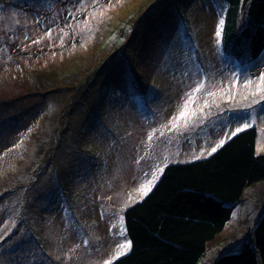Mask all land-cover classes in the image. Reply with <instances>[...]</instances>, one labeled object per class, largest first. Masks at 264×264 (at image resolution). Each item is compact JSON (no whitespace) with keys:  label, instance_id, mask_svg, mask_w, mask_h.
Instances as JSON below:
<instances>
[{"label":"rangeland","instance_id":"rangeland-1","mask_svg":"<svg viewBox=\"0 0 264 264\" xmlns=\"http://www.w3.org/2000/svg\"><path fill=\"white\" fill-rule=\"evenodd\" d=\"M175 2L0 0V264H110L167 165L264 128V49L226 50V0ZM263 209L260 180L198 264Z\"/></svg>","mask_w":264,"mask_h":264},{"label":"trees","instance_id":"trees-1","mask_svg":"<svg viewBox=\"0 0 264 264\" xmlns=\"http://www.w3.org/2000/svg\"><path fill=\"white\" fill-rule=\"evenodd\" d=\"M226 50L237 57L264 49V0H226ZM192 0H176L186 10ZM239 25V26H238ZM237 27H240L237 30ZM233 42V43H232ZM264 180V128L250 126L210 156L166 166L152 190L127 208L131 249L110 264H198L232 218L251 184ZM211 264H264V209L239 248Z\"/></svg>","mask_w":264,"mask_h":264},{"label":"snow or ice","instance_id":"snow-or-ice-1","mask_svg":"<svg viewBox=\"0 0 264 264\" xmlns=\"http://www.w3.org/2000/svg\"><path fill=\"white\" fill-rule=\"evenodd\" d=\"M219 23L222 25V24H223V20H220ZM220 35H221V30H220V28L218 27L217 32H216V36L219 37ZM260 79H261L262 81H264V74H261ZM245 126H246V125H245ZM242 130H243L242 128L237 127V128L235 129V131L231 133V135L234 136V135H236L238 132H240V131H242ZM225 142H226V140H221V141H220L215 147H213V148L211 149V152L209 153V155H211V153H214L215 151H217V149H218L219 147H221ZM196 158L198 159V158H200V157H196ZM159 171H160L161 174H162L163 169H159ZM157 179H158V177H157L155 174H153L152 177H151V181H156ZM151 181H150V184H151ZM147 190H150V188L147 189ZM145 194H146V192H145ZM125 231H126V230L121 229V230L118 232V235L124 236ZM130 247H131V241H127L126 244H121V248H129V249H130Z\"/></svg>","mask_w":264,"mask_h":264},{"label":"bare ground","instance_id":"bare-ground-1","mask_svg":"<svg viewBox=\"0 0 264 264\" xmlns=\"http://www.w3.org/2000/svg\"><path fill=\"white\" fill-rule=\"evenodd\" d=\"M202 259V258H201Z\"/></svg>","mask_w":264,"mask_h":264},{"label":"crops","instance_id":"crops-1","mask_svg":"<svg viewBox=\"0 0 264 264\" xmlns=\"http://www.w3.org/2000/svg\"><path fill=\"white\" fill-rule=\"evenodd\" d=\"M231 220V219H230Z\"/></svg>","mask_w":264,"mask_h":264}]
</instances>
